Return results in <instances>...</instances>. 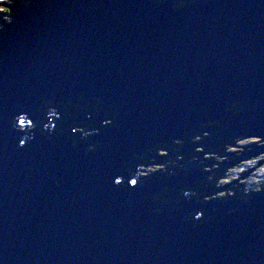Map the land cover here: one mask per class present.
<instances>
[{"label": "water", "instance_id": "obj_1", "mask_svg": "<svg viewBox=\"0 0 264 264\" xmlns=\"http://www.w3.org/2000/svg\"><path fill=\"white\" fill-rule=\"evenodd\" d=\"M15 2L0 20V264H264V185L214 200L264 156V141L227 153L264 140V0Z\"/></svg>", "mask_w": 264, "mask_h": 264}, {"label": "rangeland", "instance_id": "obj_2", "mask_svg": "<svg viewBox=\"0 0 264 264\" xmlns=\"http://www.w3.org/2000/svg\"><path fill=\"white\" fill-rule=\"evenodd\" d=\"M4 1H6V2H4ZM4 1H3V4L6 3V4H9L10 6L11 5H14L16 3L15 0H4ZM0 12H6V11L3 10V9H0ZM1 15L4 16L5 19L8 18L7 15H3V14H1ZM78 131L80 133L79 134V137L82 136V138H84L86 136V133H83V130L82 129H78ZM195 140L196 141L197 140H200V138L195 139ZM255 141H258V142H256V143H254V141L235 142L234 143V146H237V148L236 147H233V146H229L228 147V151L229 152L236 153V152L244 151L243 146L244 147L245 146L258 147V146H261L262 145V143H260L259 140H255ZM200 153L203 155V157H206L205 159H210V157H211V156H205L206 153H204V151H201ZM157 155L158 156H163V159H165L164 156L167 155V153L163 150V154H157ZM251 157H253V156H251ZM160 159H161V157H160ZM215 160L217 161L219 159L218 158H215ZM152 161H155V160L152 159ZM158 161H159V157H158ZM212 165H216V164L213 163ZM165 166L166 165H164L162 163H158V165L152 164L151 166H149L152 169L141 170L142 176H140V177L144 181V180H148V179H146L147 177H150L151 175H156V172H160V171L163 170L162 171V174H164V173H167L169 171H173V170L168 169V167L165 168ZM254 166H255V163H252V164H249L247 166H244L242 168H239L237 170H234L232 172H229V173L225 174L223 183L217 182V184H216L217 175H216V177H211V180H210L211 183H207V189L212 188V187H215V184H216V187H215V190L216 191L215 192H219L218 195L216 196V198L214 200L222 201L220 199H223V198H226L227 196L233 195L234 192H235V189H232L230 187L229 190H227L224 187H227V185H229V184H234L235 182H237V185L235 186V188H241L242 190L245 189V191L246 190H249V189H251V190L257 189V185L258 184H260L262 182L264 183V165L259 166L255 170H253L252 168ZM202 170H206L208 172L210 171V169L207 166L206 167H203ZM171 175L172 174H170L169 176H171ZM194 194H195V192H191V193H189V196L190 195L193 196ZM214 200H210L209 201L210 202V205L216 204V203L213 202ZM206 202L209 203L208 201H206Z\"/></svg>", "mask_w": 264, "mask_h": 264}, {"label": "flooded vegetation", "instance_id": "obj_3", "mask_svg": "<svg viewBox=\"0 0 264 264\" xmlns=\"http://www.w3.org/2000/svg\"><path fill=\"white\" fill-rule=\"evenodd\" d=\"M3 1L4 0H0V9H3V10H5L6 8L5 7H7L9 4H6V3H4L3 4ZM4 2H6V1H4ZM8 3V2H7ZM1 17V16H0ZM244 140V139H243ZM238 141H241V140H238ZM236 145V144H235ZM244 147V146H243ZM251 159H254V160H252V163H255V166L252 168L253 170H255L257 167H259V166H262V165H264V156H261V157H258L257 158V156H254V157H250L248 160L250 161ZM245 160H243V161H241V162H244ZM247 161V160H246ZM240 163V162H239ZM244 163H242V164H240V166H242ZM238 165V164H237ZM251 169V168H250ZM251 169V170H252ZM245 176V175H244ZM246 177V176H245ZM264 183L262 182V183H260V184H258L257 185V189H259L260 187H261V185H263ZM230 186L229 187H231V188H235V186L237 185V183L235 182L234 184H229ZM245 185V184H244ZM243 186V185H242ZM257 189H255V190H257Z\"/></svg>", "mask_w": 264, "mask_h": 264}, {"label": "trees", "instance_id": "obj_4", "mask_svg": "<svg viewBox=\"0 0 264 264\" xmlns=\"http://www.w3.org/2000/svg\"><path fill=\"white\" fill-rule=\"evenodd\" d=\"M6 8V7H5ZM7 9V11L6 12H0V16L2 17V15L1 14H3V15H6V13H8L9 12V10H8V8H6ZM0 20H4V16L2 17V18H0ZM229 147V146H228ZM152 164H154V165H158V163H156V162H153ZM168 167V169H170V170H175L176 168H179V167H181V165H179L177 162H175V161H172V164L171 165H166L165 166V168H167ZM171 167V168H170ZM164 168V169H165ZM169 172H171V171H169ZM170 175V174H169ZM249 191H251V189H249V190H246V191H244V190H242L241 188H239V189H237L235 192H238V195L237 196H235V198H241V197H245V196H247L246 195V193H248ZM234 192V194H236ZM233 194V195H234ZM233 195H230V196H233Z\"/></svg>", "mask_w": 264, "mask_h": 264}, {"label": "clouds", "instance_id": "obj_5", "mask_svg": "<svg viewBox=\"0 0 264 264\" xmlns=\"http://www.w3.org/2000/svg\"><path fill=\"white\" fill-rule=\"evenodd\" d=\"M156 2L157 3H163L164 2V0H156ZM186 2H187V0H186ZM31 3V0H25V4H26V6L27 5H29ZM6 15H7V13H6ZM3 17V16H2ZM2 17H0V18H2ZM5 19V18H4ZM8 31V29H6L4 32H7ZM46 101V100H45ZM44 101V102H45ZM253 107H255V105H253ZM13 125H14V121H13ZM235 143V142H234ZM25 144V141L24 140H21L20 141V145L21 146H23ZM235 208H233V209H230V211L231 212H235L236 211V209L234 210ZM204 219H206V220H211V219H215V217H212L211 216V214L209 213V215L207 216V217H205ZM187 220V219H186ZM197 220H201L200 219V217H197Z\"/></svg>", "mask_w": 264, "mask_h": 264}, {"label": "snow or ice", "instance_id": "obj_6", "mask_svg": "<svg viewBox=\"0 0 264 264\" xmlns=\"http://www.w3.org/2000/svg\"><path fill=\"white\" fill-rule=\"evenodd\" d=\"M5 11H7V9H5ZM20 122H21V123H24L25 121L21 119ZM256 142H258V141H254V143H256ZM115 183L119 185V184H121L122 182H121L119 179H117V180L115 181ZM131 183H132L133 185H135L137 182H136L135 180H133V181H131Z\"/></svg>", "mask_w": 264, "mask_h": 264}, {"label": "bare ground", "instance_id": "obj_7", "mask_svg": "<svg viewBox=\"0 0 264 264\" xmlns=\"http://www.w3.org/2000/svg\"><path fill=\"white\" fill-rule=\"evenodd\" d=\"M259 141H260V143H263L264 140H259ZM228 146H230V145H228ZM204 153H206V152L204 151ZM249 158H245V159H249ZM224 188L227 189V187H224Z\"/></svg>", "mask_w": 264, "mask_h": 264}]
</instances>
